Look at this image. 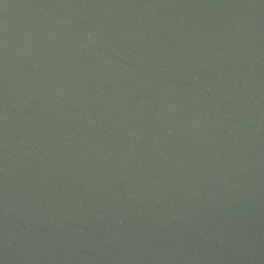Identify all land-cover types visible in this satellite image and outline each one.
Masks as SVG:
<instances>
[{
    "label": "water",
    "instance_id": "1",
    "mask_svg": "<svg viewBox=\"0 0 264 264\" xmlns=\"http://www.w3.org/2000/svg\"><path fill=\"white\" fill-rule=\"evenodd\" d=\"M0 264H264V0H0Z\"/></svg>",
    "mask_w": 264,
    "mask_h": 264
}]
</instances>
